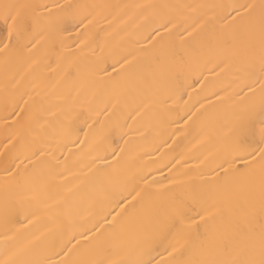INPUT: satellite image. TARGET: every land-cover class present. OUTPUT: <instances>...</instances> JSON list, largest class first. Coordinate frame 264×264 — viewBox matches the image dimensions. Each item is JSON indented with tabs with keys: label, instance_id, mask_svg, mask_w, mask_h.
<instances>
[{
	"label": "bare ground",
	"instance_id": "obj_1",
	"mask_svg": "<svg viewBox=\"0 0 264 264\" xmlns=\"http://www.w3.org/2000/svg\"><path fill=\"white\" fill-rule=\"evenodd\" d=\"M15 2L40 7L31 42L0 54V260L61 264L98 238L118 264H180L205 225L178 208L199 221L238 199L259 214L258 181L227 199L218 165L264 70L206 6L260 0Z\"/></svg>",
	"mask_w": 264,
	"mask_h": 264
},
{
	"label": "snow or ice",
	"instance_id": "obj_2",
	"mask_svg": "<svg viewBox=\"0 0 264 264\" xmlns=\"http://www.w3.org/2000/svg\"><path fill=\"white\" fill-rule=\"evenodd\" d=\"M38 7L40 6L19 3L15 0H0V54L7 57L19 46H26L24 43L26 38L27 43L31 42L34 36L29 29L30 25L34 28L37 22ZM67 7L83 6L68 5ZM206 7L219 10L211 19L216 21L221 29L227 28L231 31L234 45L238 44L246 54L258 51L261 68L264 70V0H260L259 4H220ZM86 19V15L79 16L81 23ZM259 92L258 104H249L237 116L234 136L225 150L221 164L218 165L219 167L228 165L224 169L226 186L231 187L234 196L227 199H235V194L251 193L258 181L259 214L257 215L254 211H245L238 199L231 207L218 206L213 211L201 207L200 211H203L204 215H200V212L196 213L199 221L186 217L185 209L178 208L176 219L181 224L185 219L192 220V224L188 226L189 230L192 225H205L202 236L198 233L195 238L185 239L180 244V248L185 250H188L187 246L190 243L192 245L189 258L181 261L180 264H264V80H261ZM249 93L255 94L251 88ZM257 124L259 125L258 139H256L255 131ZM237 209L240 210L241 216L228 228L224 230L209 228L208 222L216 215L226 210L232 212ZM24 218L27 219V215ZM189 237H191L190 232ZM94 239L95 243L78 258L62 260L61 264H118L117 261L109 258L112 245L106 239ZM173 251L176 252L177 249ZM71 254L72 249H69L65 256L68 257ZM0 264H41V262L18 259L14 254L6 260H0ZM119 264H148V262L137 259L121 261ZM157 264H164V262L158 261Z\"/></svg>",
	"mask_w": 264,
	"mask_h": 264
}]
</instances>
